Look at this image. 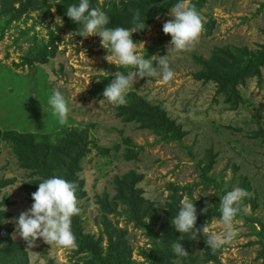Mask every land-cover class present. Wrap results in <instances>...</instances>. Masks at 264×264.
Masks as SVG:
<instances>
[{
    "label": "rangeland",
    "instance_id": "rangeland-1",
    "mask_svg": "<svg viewBox=\"0 0 264 264\" xmlns=\"http://www.w3.org/2000/svg\"><path fill=\"white\" fill-rule=\"evenodd\" d=\"M192 1L197 0L188 3ZM129 2L93 1L94 8L104 11L111 21ZM57 3L52 1L55 11L50 9L49 14L37 8L7 29L0 25L4 30L0 33V131L47 137L51 142L68 131H87L90 152L77 173L84 181L85 196L78 199V206L85 233L99 237L107 218L113 227L126 231L135 264H150L143 254L151 248V239L127 222L124 207L119 206L109 215L102 210L101 200L111 201L116 196V178L131 172L142 177L137 188L163 217L174 197L192 199L197 210L207 208L213 214L209 224L215 232L222 230L212 221L220 215L219 196L233 188L245 189L248 195L243 204L248 212L238 216L239 231L233 241L213 254L216 261L204 262L206 237L202 234L189 245L181 243L188 256L177 259L176 264H264V65L260 75H251L237 86L238 95L228 98V102L218 93L216 84L194 77L212 66L208 64L211 60L229 58L236 50L261 53L264 0H204L198 11L204 24L199 39L189 51L169 57L173 79L164 83L158 76L144 77L130 87L123 106L133 96L142 98L162 112L158 114L164 121L174 123L182 135L179 141H166L151 130L140 129L136 122L123 120L118 115L121 106L98 103L99 97L91 93L95 85L104 78H113L116 71L127 73L105 60L108 53L100 46L99 37L82 39L67 28L64 20L62 25L57 24V18H62ZM168 13L154 16L146 30L132 36L138 51L145 58L152 57L154 65L170 47L171 37L162 31L163 24L171 19ZM50 32L60 38L55 42L54 55L45 64L25 63L34 44L46 45L52 40ZM52 89L60 90L69 101V117L64 124L50 114L47 106ZM127 150L132 151V158H127ZM29 174L19 167L12 145L1 141L0 180H14L0 190V202L9 204L2 209L10 214L1 225H8L12 241L24 246L28 264H85L76 248L51 249L41 239L28 248L19 236L12 238L15 218L33 203L34 191L23 187L31 180ZM159 230L157 225L154 232L158 234ZM103 245L107 246L106 238Z\"/></svg>",
    "mask_w": 264,
    "mask_h": 264
},
{
    "label": "trees",
    "instance_id": "trees-1",
    "mask_svg": "<svg viewBox=\"0 0 264 264\" xmlns=\"http://www.w3.org/2000/svg\"><path fill=\"white\" fill-rule=\"evenodd\" d=\"M52 1L58 2L56 8L68 26L67 28L77 31L79 25L72 23L65 12L68 5L78 2V0H2L0 25L2 24V28L7 29L12 22L19 21L23 15L37 8L43 9L45 14H49L50 9H52ZM93 1L89 0L90 7H94ZM175 2L176 0H130L129 4L123 6V12L118 18L113 19V21L110 18L111 25L109 24V27H130L132 10L136 9L141 11L142 19L148 26L154 16L164 15ZM15 3H18L19 6L15 7ZM190 5L199 11L204 5V0L192 1ZM0 33H4L1 27ZM50 37L52 40L46 45L34 44V47L27 53L25 63L45 64L48 62V57L54 55L55 42L60 41V38L51 32ZM235 53V55L229 54V58L220 56L221 59H218V62L216 59L211 60L208 64L212 66H206L207 68L203 72L194 76L198 81L216 84L218 93L223 95L227 102L228 98L238 95L237 86L245 82L251 75H260V68L264 65V47L261 53L248 54L244 50H236ZM111 79V77L101 79L102 82L95 85V90L91 92L93 96L102 99L103 89ZM132 99L128 105L119 108L118 115L123 120L136 122L140 129L151 130L166 141H179L181 139L182 135L176 130L177 127L174 123L169 120L164 121L159 116L158 113H162L159 109L154 108L142 98L133 96ZM86 133L87 131H68L55 142H51L47 137L17 132H5L3 134L0 131V143L1 141L9 142L19 167L30 171L31 180L23 185L25 190L35 192L39 182L57 175L75 182L78 185L77 199H82L85 196L82 189L84 181L78 178L77 173L82 168V161L90 152ZM262 137H264V133ZM127 143L130 144L129 141ZM131 153V150H127L128 159L132 158L129 156ZM141 179L142 177L137 176L134 172L128 173L122 178H116L114 182L116 196L111 201L106 198L102 199L100 202L102 210L109 215L117 212L119 206L124 207L127 222L132 223L136 229L143 230L149 235L151 248L143 254L148 263L176 264L177 258L171 251L170 243L179 239L182 234L174 230L171 219L177 211L180 200L174 197L171 199V203L166 205L165 219L163 215L158 213L153 202L143 198V190L137 188ZM13 183L14 180H0V190ZM8 205L6 201L0 202V264H28V256L24 246L19 242L12 241L10 238L11 231L7 229L8 225H1L3 219L10 217L7 212H2V207ZM212 215L210 211L202 214L201 210H197L196 228L199 229L204 223L209 222ZM103 224L105 231L99 237H95L85 233L80 215L72 218L76 253L83 256L85 264H135L131 260V249L126 240V231L113 227L107 218L104 219ZM157 225L160 226L158 234L154 232ZM261 227L264 230V227ZM201 237L202 233L198 234L196 239ZM105 238L107 239L106 247L103 245ZM192 241L194 240L188 239L186 236L185 239L180 240V243L186 246ZM262 247V256H264V243ZM204 249L207 254L204 262L216 261L213 256L214 253L207 248V245H204Z\"/></svg>",
    "mask_w": 264,
    "mask_h": 264
},
{
    "label": "clouds",
    "instance_id": "clouds-1",
    "mask_svg": "<svg viewBox=\"0 0 264 264\" xmlns=\"http://www.w3.org/2000/svg\"><path fill=\"white\" fill-rule=\"evenodd\" d=\"M65 15L72 23L79 25L77 31L73 32L75 36L82 39L99 37L100 46L108 53L105 60L118 68L125 69L127 74L121 71L114 73V78L105 86L101 94L102 99L98 101L101 106L108 103L114 108L127 103L130 87H133L137 79L158 76L164 83L172 80L174 72L170 67L169 57L174 53L189 51L204 28L203 20L196 8L190 5L188 0H176L168 13L171 19L162 26L163 33L171 37L168 54L158 57L154 65L152 57L145 58V55L138 51L137 42L132 39L133 33L148 27L139 9L132 10L130 27H109L110 17L104 11L90 7L89 0H78L68 5ZM56 23L62 25L63 19L57 18ZM46 103L50 114L56 117L60 124H64L70 112L69 101L65 94L60 90L52 89ZM43 109L45 111L44 105ZM77 187L75 182L57 175L39 182L37 190L31 194L33 201L31 207L15 218L12 238L19 236L26 242L28 248L34 247L35 241L41 239L45 244L50 245L51 249L53 247L74 249L76 244L72 232V218L80 213ZM247 195L245 189L233 188L219 196L217 211L220 215L218 220L213 217L212 221L222 226L220 232L213 231L209 222L197 229L195 203L187 197L181 199L171 219L174 230L182 234L179 239L170 243L173 255L177 259L187 257L188 253L180 240L185 239L186 236L195 240L200 233L206 237L205 243L212 253L230 244L239 231L236 227L238 216L246 215L248 212L247 206L243 204ZM207 210V208L202 209V214ZM5 211V208L2 209V212Z\"/></svg>",
    "mask_w": 264,
    "mask_h": 264
}]
</instances>
